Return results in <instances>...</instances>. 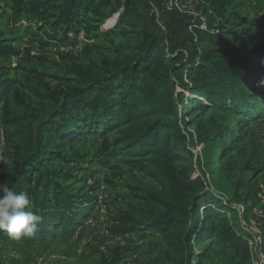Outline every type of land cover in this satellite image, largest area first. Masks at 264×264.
I'll return each instance as SVG.
<instances>
[{
    "label": "trees",
    "instance_id": "16d2710c",
    "mask_svg": "<svg viewBox=\"0 0 264 264\" xmlns=\"http://www.w3.org/2000/svg\"><path fill=\"white\" fill-rule=\"evenodd\" d=\"M137 1L0 0V15L9 12L11 26L8 39L0 34L2 63L18 56V49L8 42L20 39L16 35L24 22L39 30L50 26L52 32L44 44L57 41L65 44L71 33L79 34L82 29L95 37L100 24L116 16L118 25H126L144 36L140 52L130 53L114 69L105 68L101 70L103 73L96 74L98 69L90 64L88 71H75L72 87L59 89L48 85L46 92L37 89L34 94L38 100L54 105L50 116L37 126L27 123L11 102L8 91L14 82L0 78L1 124L11 150L4 157L11 163L0 165V185L5 183L17 192L27 193L30 209L29 186L34 172L47 162L66 160L60 150L83 138H102V148L96 154L101 166H107L109 160L122 153L129 154L131 166L161 188V193L138 189L146 202L161 208L158 217L152 213L146 223H141L129 213H119L115 220L120 226L112 232L122 236L141 232L140 239L151 232L160 233L167 264H202L208 256L209 244L200 246L211 239L220 248L224 264H254L250 236L236 223L238 211L206 191L205 181L195 176L193 168L185 163L192 154L181 123L185 122V114L210 108L231 109L241 115L236 128L220 144L215 161L205 163L217 166L222 154L236 146L240 126L264 114L263 104L252 93L258 86H264V43H252L228 29L211 33L194 27L191 32L194 46L188 54L182 51L169 54L145 14L137 9ZM59 31L63 33L61 38ZM202 40L215 49L201 54L197 44ZM175 84L196 96L187 106L182 93L169 100L163 97L161 89L172 92L171 86ZM15 94L17 97L18 91ZM179 104L184 107L181 116ZM114 129H119V137L109 141L107 134ZM203 141L213 145L212 139ZM92 201L56 191L30 209L41 219L31 236L21 238L31 244L56 237L58 231L63 237H70L87 219L92 208L88 203ZM0 234L9 236L5 231ZM261 244L264 249V228ZM113 252L115 258L106 264L120 263V248Z\"/></svg>",
    "mask_w": 264,
    "mask_h": 264
},
{
    "label": "rangeland",
    "instance_id": "374dc122",
    "mask_svg": "<svg viewBox=\"0 0 264 264\" xmlns=\"http://www.w3.org/2000/svg\"><path fill=\"white\" fill-rule=\"evenodd\" d=\"M136 7L145 14L169 54L177 55L182 51L185 55L193 48L189 19L211 33L228 29L252 43H264V0H138ZM116 20L117 16L100 24L94 32L95 43L84 46L82 51L70 47L76 45L80 33H86L83 29L79 34L71 33L65 44L60 41L44 44L49 39L48 33L52 32L50 26L39 30L35 25L23 23L16 35L20 39L8 42V45L18 49L19 54L7 62H0V67H5L0 69V78L14 82L8 96L27 123L39 125L54 108L52 103L37 99L34 94L37 89L46 92L48 85L59 89L72 87L75 82L71 78L75 71H88L91 64L98 69L96 74H101L105 68H116V64L130 53L140 52L143 34L126 25H118ZM8 21L9 12L4 11L0 15V34L4 39L10 37ZM62 35L59 31L58 36L61 38ZM234 43L239 45L238 41ZM197 45L204 55L215 49L207 40ZM257 88L252 93L257 95V100L264 107V86ZM171 89L172 92L161 89L163 97L169 100L182 93L185 96L184 106L196 97L178 84ZM17 91L19 95L16 97ZM2 106L0 101V165H5L4 157L11 150L1 124ZM183 109V104H179L180 116ZM185 115L181 130L192 154L185 163L193 168L195 176L205 181L206 191L238 211L236 223L250 236L252 261L254 264L263 263L257 245L261 242L264 228V114L240 126L236 146L222 154L217 166L205 163L215 161L220 144L229 131L236 128L241 115L231 109L216 108ZM119 129L107 134L109 141L119 137ZM204 139H212L213 145L204 142ZM101 148L102 138L92 137L63 148L60 153L66 160L47 162L34 172L29 186L32 191L30 209L56 191L92 199L88 203L92 208L82 227L70 237H63L58 231L56 237L31 244L24 238L15 239L0 234V264H106L115 258V248H120L119 264H167L160 233L151 232L140 239L138 235H142L141 232L125 236L112 232L114 227L120 226L115 220L119 213H129L141 223H146L152 213L155 218L160 215L161 208L146 202L138 190L161 193L159 184L133 168L129 154L122 153L109 160L107 166H101L96 157ZM2 186L6 184L2 183ZM207 244L208 256L202 264H224L223 254L212 239L206 240L200 247ZM261 254L264 257L263 248Z\"/></svg>",
    "mask_w": 264,
    "mask_h": 264
},
{
    "label": "clouds",
    "instance_id": "9594fccd",
    "mask_svg": "<svg viewBox=\"0 0 264 264\" xmlns=\"http://www.w3.org/2000/svg\"><path fill=\"white\" fill-rule=\"evenodd\" d=\"M11 163V160H6ZM3 196H0V231H5L15 239L31 236L41 217L29 209L27 193L17 192L7 186L0 187Z\"/></svg>",
    "mask_w": 264,
    "mask_h": 264
},
{
    "label": "built area",
    "instance_id": "2783aa9c",
    "mask_svg": "<svg viewBox=\"0 0 264 264\" xmlns=\"http://www.w3.org/2000/svg\"><path fill=\"white\" fill-rule=\"evenodd\" d=\"M194 27H199V25H196V23L193 22L192 19H189V24H188V29L190 32H192L193 28ZM200 29H203L202 27ZM203 30H207V28L203 29ZM194 42H197V39L195 38L194 39ZM95 43V38L92 37V36H88L86 33H80L79 34V39L76 43V45H74L73 47H70L71 49L73 50H76V51H82L83 50V47L86 46V45H93ZM261 242L259 243V245H257L258 247V255L262 257V259H264L263 255L261 254V251H262V247H261ZM261 264H264L261 263Z\"/></svg>",
    "mask_w": 264,
    "mask_h": 264
}]
</instances>
